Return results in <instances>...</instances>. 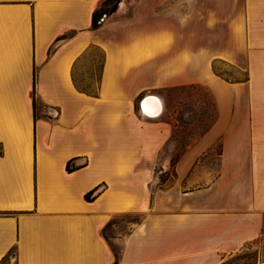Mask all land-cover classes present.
Returning a JSON list of instances; mask_svg holds the SVG:
<instances>
[{"label":"crops","instance_id":"0c3cea01","mask_svg":"<svg viewBox=\"0 0 264 264\" xmlns=\"http://www.w3.org/2000/svg\"><path fill=\"white\" fill-rule=\"evenodd\" d=\"M101 1L0 0V264H220L263 227L264 0H122L91 29ZM92 46L95 94L75 79ZM195 85L215 118L152 189L177 127L163 91ZM120 213L139 218L116 252Z\"/></svg>","mask_w":264,"mask_h":264},{"label":"rangeland","instance_id":"374dc122","mask_svg":"<svg viewBox=\"0 0 264 264\" xmlns=\"http://www.w3.org/2000/svg\"><path fill=\"white\" fill-rule=\"evenodd\" d=\"M131 1L132 3L125 12L127 15L132 13L136 0ZM101 60L102 52L97 47H90L87 57L75 67V79L79 86L87 90H96ZM217 68L233 77L242 76L235 69L222 63L217 64ZM163 93L166 97V115L173 120L177 127L172 142L167 147L166 152L161 154V160L170 158L171 164L166 170L162 168L160 163L157 165L155 178L151 182L152 189L164 188L174 181V160L182 150L186 149L193 140L199 138L207 130L216 115L212 96L205 86L174 87L164 90ZM138 218L139 215L136 213H120L103 227V235L114 251L118 252L120 247L113 243L110 237L126 232L129 224ZM262 260H264V228L257 240L224 255L222 262L226 264H257Z\"/></svg>","mask_w":264,"mask_h":264},{"label":"trees","instance_id":"16d2710c","mask_svg":"<svg viewBox=\"0 0 264 264\" xmlns=\"http://www.w3.org/2000/svg\"><path fill=\"white\" fill-rule=\"evenodd\" d=\"M121 1L122 0H102L101 3L99 4V6L92 13L90 28L91 29L99 28L104 23V21L106 20L107 17H109L110 15H112L113 13H115L117 11ZM215 70L218 71L219 74H221L226 79H228V80L232 79V75L227 74L226 72H222L217 67H215ZM83 91H85V92H87L89 94H95V92H96V90H87V89H83ZM32 101H33V106H35L34 92L32 94ZM177 158L178 157H176V159ZM75 168L76 167L72 164V160H69L66 163V165H65V170L67 172H72L73 170H75ZM97 189L98 188H95V189L85 193L84 194L85 200L92 201L99 194V192H97ZM4 213H9V212H4ZM263 228H264V221H263V227H262V230H261V234L263 233ZM257 238L252 240V241H249V242L245 243L243 246H245L246 244L252 243L253 241L257 240ZM11 253H12V251H11ZM117 262H118V260L116 259L112 264H117ZM220 264H226V263L225 262H221Z\"/></svg>","mask_w":264,"mask_h":264},{"label":"bare ground","instance_id":"6f19581e","mask_svg":"<svg viewBox=\"0 0 264 264\" xmlns=\"http://www.w3.org/2000/svg\"><path fill=\"white\" fill-rule=\"evenodd\" d=\"M142 107L146 113L150 114L151 116H155L161 112L162 103L157 96L149 95L143 101Z\"/></svg>","mask_w":264,"mask_h":264},{"label":"water","instance_id":"95a60500","mask_svg":"<svg viewBox=\"0 0 264 264\" xmlns=\"http://www.w3.org/2000/svg\"><path fill=\"white\" fill-rule=\"evenodd\" d=\"M149 96V95H148ZM147 98V96H145L142 100H141V102H140V107H141V109H142V111L143 112H145V110L143 109V107H142V103H143V101L145 100ZM146 113V112H145ZM146 114H148V113H146Z\"/></svg>","mask_w":264,"mask_h":264},{"label":"built area","instance_id":"2783aa9c","mask_svg":"<svg viewBox=\"0 0 264 264\" xmlns=\"http://www.w3.org/2000/svg\"><path fill=\"white\" fill-rule=\"evenodd\" d=\"M144 97H145V96H144ZM144 97H143V98H144ZM143 98H142V99H143ZM142 99H141V100H142ZM141 100H140V102H141Z\"/></svg>","mask_w":264,"mask_h":264}]
</instances>
